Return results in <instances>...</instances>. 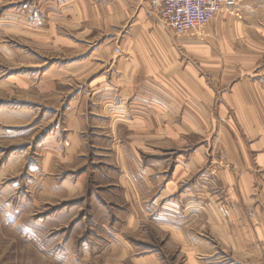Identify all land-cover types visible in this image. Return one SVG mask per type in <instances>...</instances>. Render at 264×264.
Wrapping results in <instances>:
<instances>
[{"label": "crops", "instance_id": "0c3cea01", "mask_svg": "<svg viewBox=\"0 0 264 264\" xmlns=\"http://www.w3.org/2000/svg\"><path fill=\"white\" fill-rule=\"evenodd\" d=\"M22 1L30 0L0 6ZM33 1L12 10V23L30 30L42 13L54 42L99 38L93 52L107 69L97 83L108 81L96 91L113 125L123 118L140 155L177 151L155 218L186 264H264V0H243L180 35L150 0ZM144 165L140 156L148 183L153 168Z\"/></svg>", "mask_w": 264, "mask_h": 264}, {"label": "rangeland", "instance_id": "374dc122", "mask_svg": "<svg viewBox=\"0 0 264 264\" xmlns=\"http://www.w3.org/2000/svg\"><path fill=\"white\" fill-rule=\"evenodd\" d=\"M28 2L0 6V264H186L155 218L177 151L140 155L97 94L99 38L54 42L42 13L16 26L12 10Z\"/></svg>", "mask_w": 264, "mask_h": 264}, {"label": "built area", "instance_id": "2783aa9c", "mask_svg": "<svg viewBox=\"0 0 264 264\" xmlns=\"http://www.w3.org/2000/svg\"><path fill=\"white\" fill-rule=\"evenodd\" d=\"M243 0H150V11L177 34L200 30L222 11H237Z\"/></svg>", "mask_w": 264, "mask_h": 264}]
</instances>
